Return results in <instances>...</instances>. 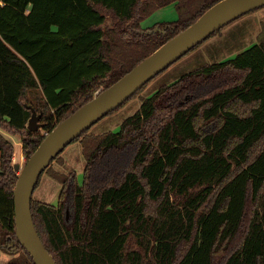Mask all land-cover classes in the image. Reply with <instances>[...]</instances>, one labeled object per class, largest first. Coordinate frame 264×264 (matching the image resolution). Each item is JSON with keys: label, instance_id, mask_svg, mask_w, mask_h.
Returning a JSON list of instances; mask_svg holds the SVG:
<instances>
[{"label": "trees", "instance_id": "16d2710c", "mask_svg": "<svg viewBox=\"0 0 264 264\" xmlns=\"http://www.w3.org/2000/svg\"><path fill=\"white\" fill-rule=\"evenodd\" d=\"M217 1L0 0L3 264H34L15 234L18 171L6 135L19 136L26 160L44 132ZM171 4L174 20L142 26ZM261 27L233 57L142 97L118 130L90 129L151 80L75 138L81 182L73 170H52L62 152L50 162L43 173L60 183L57 201L32 196L31 214L56 264H264V21ZM33 112L44 123L37 131L27 128Z\"/></svg>", "mask_w": 264, "mask_h": 264}, {"label": "water", "instance_id": "95a60500", "mask_svg": "<svg viewBox=\"0 0 264 264\" xmlns=\"http://www.w3.org/2000/svg\"><path fill=\"white\" fill-rule=\"evenodd\" d=\"M264 6V0H219L193 23L161 44L110 86L98 91L89 101L55 125L38 144L19 170L13 188L15 234L34 264H56L44 247L33 222L31 198L39 176L50 162L75 138L114 110L145 83L176 62L213 32L243 14ZM44 127L35 112L27 122L30 131Z\"/></svg>", "mask_w": 264, "mask_h": 264}, {"label": "rangeland", "instance_id": "374dc122", "mask_svg": "<svg viewBox=\"0 0 264 264\" xmlns=\"http://www.w3.org/2000/svg\"><path fill=\"white\" fill-rule=\"evenodd\" d=\"M264 6L260 7L254 11L257 12L258 15H253L254 19H247L246 22H243L241 25L247 27L248 30L243 32L240 30L237 25H231L232 22L227 24L226 26L230 27H223L221 31L218 33V37L221 38L217 39L218 41L215 42H208V43H202L197 48H195L194 53H192L191 56L184 59L183 61H180L176 64L173 63L171 66H169L165 71L160 73L158 76L154 77L140 92L137 96L129 100L123 107H121L116 112L112 113L111 115L103 118L101 121H99L96 125H94L90 130L92 133H101L103 131L107 130H118V126L121 123V121L134 113L136 109L140 105L141 98L144 96L149 95L155 89L163 84L172 82L175 79H177L181 74L188 70H192L202 64L209 63V62H215V61H221L227 56L228 54L235 52L239 49H243L244 47H247L252 41L256 38L257 30H260L259 23L256 22L258 17H262L264 15ZM251 13V12H250ZM249 14V13H247ZM255 14V13H254ZM246 15V14H245ZM177 17V13L175 10V7L173 4L162 7L158 10H156L151 16H149L147 19H145L142 23V26H150L153 23L160 22V21H171L174 20ZM236 20V19H235ZM256 22V23H254ZM254 23V24H253ZM225 28V29H224ZM224 29V31H223ZM231 35L236 37H243L242 40L238 44H234V46H231L230 43L226 44L228 40H226L227 37L232 39ZM249 39V40H246ZM206 41V40H205ZM231 57V56H229ZM233 57V56H232ZM13 143L14 145V153L12 158V164H18L20 167L23 166L25 162V156L23 155L21 151V143L19 140L18 135H6ZM75 143V142H74ZM73 144V143H72ZM73 151V163L71 164L70 168L67 166V169H73V171L76 173L77 179L79 182L82 181V172H83V165H84V158L81 154L80 149L77 147H71L70 149ZM19 172V170H17ZM64 173H66L67 170H64ZM60 183L55 180L54 178H41L40 182L37 186V188L34 191V198L55 204L58 198V193L60 190ZM9 256L0 248V264H3Z\"/></svg>", "mask_w": 264, "mask_h": 264}, {"label": "crops", "instance_id": "0c3cea01", "mask_svg": "<svg viewBox=\"0 0 264 264\" xmlns=\"http://www.w3.org/2000/svg\"><path fill=\"white\" fill-rule=\"evenodd\" d=\"M264 9V8H263ZM255 13V14H254ZM253 15H258L257 14V12L256 11H252L251 13H249V14H246V15H244V16H242V17H240V18H238V19H236V20H234V22H232L231 23V25H237V26H239L238 28L240 29V30H242L243 32H245L246 30H248L247 29V27L245 26V24H244V26H242L241 24L243 23V22H246V20L247 19H254L255 17L253 16ZM264 21V15L262 16V17H258L257 18V21L256 22H258L259 23V26H260V30H257V33H256V38H257V35H258V33L261 31V24H262V22ZM256 22H254V23H256ZM143 23V22H142ZM253 23V24H254ZM151 25V24H150ZM227 28L228 27H230L229 25L228 26H226ZM225 27V28H226ZM224 28V29H225ZM226 28V29H227ZM224 29H223V31H224ZM222 32V31H221ZM231 37H233V35H231ZM223 38H225L226 40H228V42L226 43V44H228V43H230L231 44V46H234V44L236 43V44H238L241 40H242V38L243 37H236V36H234L232 39H230L229 37H227L226 38V36L225 37H223ZM217 39H220V42H221V38H219L218 37V34H216V35H214V36H212V37H210V38H208L206 41H204V43L206 42V43H208V42H210L211 41V43L212 42H215V41H218ZM250 39V38H249ZM249 39H247L246 38V40H249ZM251 43L250 44H252V43H254L255 42V39L254 40H252L251 39ZM249 44V45H250ZM203 45V44H202ZM201 46V45H200ZM245 48V47H244ZM240 50H242V49H239V50H237V51H235V52H232V53H230V54H228L227 56H225V57H223V58H230L229 56H234L235 54H237ZM194 51L195 50H193V51H191L189 54H187L186 56H184V57H182L181 59H179L177 62H176V64L178 63V62H180V61H183L184 59H186V58H188L189 56H191L192 55V53H194ZM213 62V61H212ZM210 63V62H209ZM96 125V124H95ZM77 147L78 149H80V151H81V145H80V143L79 142H73V144L71 143V144H69L63 151H62V153L60 154V156H59V158L58 159H55L52 163H51V168H52V170L54 171V172H57V173H64V171H63V169L64 170H67L66 171V173H68V172H70V171H72L73 169H67V166H69L70 168H72L71 167V164L73 163V156H74V154H73V151H71L70 149H71V147ZM83 167H84V165H83ZM41 178H52L53 179V177L50 175V174H48V173H43V175L41 176ZM33 197H34V192H33Z\"/></svg>", "mask_w": 264, "mask_h": 264}, {"label": "built area", "instance_id": "2783aa9c", "mask_svg": "<svg viewBox=\"0 0 264 264\" xmlns=\"http://www.w3.org/2000/svg\"><path fill=\"white\" fill-rule=\"evenodd\" d=\"M98 91H100V89H98L96 92H95V94L98 92ZM48 132H44V134L46 135Z\"/></svg>", "mask_w": 264, "mask_h": 264}]
</instances>
